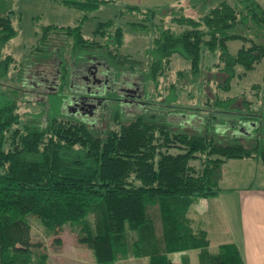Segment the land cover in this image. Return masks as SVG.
Wrapping results in <instances>:
<instances>
[{
	"label": "trees",
	"instance_id": "16d2710c",
	"mask_svg": "<svg viewBox=\"0 0 264 264\" xmlns=\"http://www.w3.org/2000/svg\"><path fill=\"white\" fill-rule=\"evenodd\" d=\"M55 1L79 10L77 22L42 24L26 56H57L48 58L56 63L52 92L59 99H68L69 92L75 91L74 60L66 55L94 52L107 56L104 59L116 72L134 70L138 62L117 51L123 36L120 24L110 18L97 21L91 33L105 38L100 43L81 32L91 13L113 0ZM187 1L198 8V15H183L182 7L172 4L145 8L149 19L170 14L172 21L185 25L172 31L152 24L156 33L145 50L146 78L155 83L176 53L188 64L175 72L180 86L200 80L229 90L237 66L250 71L264 57V4L258 0ZM126 8L140 9L129 4ZM12 13L10 8L0 13V79L16 64L10 53L2 52L17 32ZM233 40L241 43L230 52L227 43ZM203 51L216 57L214 70L201 66ZM20 90L18 86L0 89V264H45L43 253L37 260L32 258L31 217L50 233L65 223L79 225L78 240L91 249L96 263L143 257L141 264H189L185 253H180L179 261L170 254L198 249L200 264H244L234 242L220 243L210 252L205 230L193 229L187 212L195 198L219 191L216 171L226 159L264 162V87L253 85V100L243 93H213L206 99L211 112L204 117L203 128L190 126L189 130L170 127L162 114L148 110L126 120L114 112L115 127L101 131L92 129L87 117L73 115L50 116L43 125L22 122L17 110L24 100ZM214 121L229 123L221 128ZM235 130L240 132L237 136L229 134Z\"/></svg>",
	"mask_w": 264,
	"mask_h": 264
},
{
	"label": "rangeland",
	"instance_id": "374dc122",
	"mask_svg": "<svg viewBox=\"0 0 264 264\" xmlns=\"http://www.w3.org/2000/svg\"><path fill=\"white\" fill-rule=\"evenodd\" d=\"M258 1L264 4V0ZM126 5L118 1L100 4L91 13L89 19L83 22L82 34L100 43L105 38L91 33L97 21L110 18L115 25L120 24L123 28V36L117 51L121 55H126L138 62L132 72L129 70L116 72L104 57H70L71 62L74 60L71 66V70H73L72 89L77 92L83 90L84 85H86L81 75L86 74L84 67L87 64L98 65L96 76L103 79L105 75V78H108L105 81L106 84L111 85L113 83V86L118 87H136L137 95L133 103L124 105L118 101L117 103H101L99 109L94 110V114L85 115L95 131H101L108 126L115 127L114 120H111L114 112L119 113L118 117L121 120H126L141 110L156 111L158 115L162 114L164 118L161 120L170 127L189 130L191 126L201 129L203 128L204 117L211 112V106L206 102L207 97H212L213 93L218 96L243 93L246 98L253 100L250 90L253 85L258 83L264 87V57L250 71L237 66L229 90L217 88L212 81L200 83V80L180 86L181 84L176 81L175 72L178 69H186L188 64L176 53L171 54L167 66L157 75L156 82L150 81L145 74L148 66L145 50L150 45L152 36L156 33L152 24L157 23L172 31H179L185 25L172 21L170 14L155 15L149 19L145 15L147 14L146 7L130 10L126 8ZM172 5L181 6L180 12L183 15L196 16L199 13L198 8L191 6L188 1L175 2ZM8 8L13 10L11 18L17 32L5 43L2 52L10 53L15 58L16 64L14 68L9 70L5 78L0 79V89L18 86L21 88L20 91H23L24 100L19 102L17 108L21 121L43 125L50 116L73 115L72 117L81 118L72 111H68L67 96L59 99L58 93L52 92L55 89V76L52 69L56 63H53L48 57L26 56L31 46L37 41L39 27L43 23L74 24L80 12L75 8L56 3L55 0H13L11 5L2 6L0 4V13ZM130 22L145 24L147 28H140L142 26L140 24H136L134 27ZM240 43L239 40L229 41L227 43L229 51L233 52ZM109 45L111 47L113 44ZM90 53L94 54V52H87L86 54ZM214 62H216V57L203 51L201 66L205 67L206 71L208 67L214 70L215 67H212ZM106 66L109 67L107 72L104 71ZM102 71L105 73L103 74ZM105 83L94 82L90 89L99 92ZM172 83L173 87L170 86ZM65 94L67 95V91ZM256 104L252 103L253 106ZM216 114L219 115L217 111ZM220 115L227 118L225 114ZM214 122L216 126L221 128L229 123L227 121ZM239 133L236 130L229 132L233 136H237ZM239 163L236 160L228 159L216 171L218 176L223 175L220 186H228L229 189H219L216 194L207 196L203 200L200 197L195 198L189 206L190 210H188L187 215L190 219V225L193 229L202 228L205 230L208 239L207 248L210 252H215L219 243L231 242L235 239L237 222L233 211L234 187L245 184L253 186L264 184V162L258 168L255 166L249 168V165ZM200 203H204V206L200 207ZM222 203L226 206H223ZM88 219L92 221L93 216L89 215ZM29 222V240L32 242V258L34 260H37L43 253L45 264H101L94 262L91 249L78 240L79 225L65 223L58 232L50 233L44 230L37 218L31 217ZM197 251L198 249L182 251L186 254L189 264H200ZM170 256L179 260L180 252L171 253ZM144 261L145 258L143 257H129L126 260L115 261L110 264H141Z\"/></svg>",
	"mask_w": 264,
	"mask_h": 264
},
{
	"label": "crops",
	"instance_id": "0c3cea01",
	"mask_svg": "<svg viewBox=\"0 0 264 264\" xmlns=\"http://www.w3.org/2000/svg\"><path fill=\"white\" fill-rule=\"evenodd\" d=\"M114 1L115 2L118 1L122 4L137 5L139 7H153L155 5L172 4L175 2L183 3L187 0H113L112 3H114ZM12 3L13 0H7L5 3H0V4L4 6L5 4L11 5ZM10 9L12 10V8ZM80 14L81 13H79V16ZM79 16L77 17L76 22ZM43 24H47V23H43ZM52 24H56V23H52ZM74 24H56V25H74ZM81 32H82V26H81ZM230 159L236 160V162H240L239 164L242 163L244 165H249V168H251L252 166L258 168L259 166H261L260 164L263 163L257 159H252V158H230ZM227 160L228 159H226L222 164H225ZM222 176L221 175L218 176L216 174L217 185L219 189L220 190L229 189L230 187L228 186L227 187L220 186V182H222V178H221ZM234 189H235V195H234L233 211L236 216L237 232L235 239L231 240V242H234L239 248L242 258L244 260V264H264V184H260L259 186L245 184L243 186H236L234 187ZM204 198L205 197H202L200 199L203 200ZM203 204L204 203H200L199 206L200 207L204 206ZM222 205L226 206L223 203ZM188 210H190V207ZM173 260L179 261L175 259Z\"/></svg>",
	"mask_w": 264,
	"mask_h": 264
},
{
	"label": "flooded vegetation",
	"instance_id": "af4514ba",
	"mask_svg": "<svg viewBox=\"0 0 264 264\" xmlns=\"http://www.w3.org/2000/svg\"><path fill=\"white\" fill-rule=\"evenodd\" d=\"M28 57H36V56H28ZM38 57H57L56 55H42ZM65 57H78L73 55H66ZM80 57H107L105 55H93V54H86V55H80ZM98 64V63H97ZM98 65L95 64H87L84 67V71H86V74L81 75L82 79L86 83L84 85V89L77 91H70L68 94V111H72V113L77 114L81 118H85V115H90L89 113L94 114V110L99 109L100 104L104 103L107 104L109 102L118 101L122 102V104H131L135 100V97L137 95L136 93V87H118L116 85L106 84L105 81L108 80V78H105V75L103 76V79H99L96 76L97 67ZM103 72V71H102ZM105 72H103L104 74ZM94 82L101 83L105 85L102 87V90L99 92L94 91L90 89L91 84ZM43 84V82H42ZM71 113V114H72ZM70 114V115H71Z\"/></svg>",
	"mask_w": 264,
	"mask_h": 264
}]
</instances>
